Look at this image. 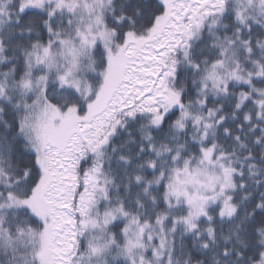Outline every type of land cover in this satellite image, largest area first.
<instances>
[{
    "label": "snow or ice",
    "instance_id": "1",
    "mask_svg": "<svg viewBox=\"0 0 264 264\" xmlns=\"http://www.w3.org/2000/svg\"><path fill=\"white\" fill-rule=\"evenodd\" d=\"M0 264H264V0H0Z\"/></svg>",
    "mask_w": 264,
    "mask_h": 264
}]
</instances>
